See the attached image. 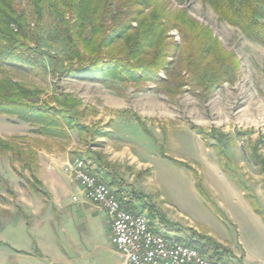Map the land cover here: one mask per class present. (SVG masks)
Wrapping results in <instances>:
<instances>
[{"label": "rangeland", "instance_id": "374dc122", "mask_svg": "<svg viewBox=\"0 0 264 264\" xmlns=\"http://www.w3.org/2000/svg\"><path fill=\"white\" fill-rule=\"evenodd\" d=\"M18 1L27 4V0ZM161 2L172 13L186 8L208 25L237 54L239 73L233 75L229 69V81L202 99L189 90L170 98L152 89L153 85L141 92L124 88L121 95L101 83L55 74L53 61L45 56L40 61L48 68L46 78L11 68L13 77L44 87L48 95L67 92L81 97L87 110L84 121L108 134L84 145L75 131L70 139L46 137L32 132L29 124L0 114V137H27L23 146H33L40 162L37 169H23L11 161L10 152H0V264H126L112 241L106 211L86 198L66 170L88 149L91 154L101 153L118 172L126 200L149 218L156 231L184 243L200 241L207 245V256L218 250L205 238L211 237L225 262L242 264L245 250L256 263L264 261V167L251 156L257 146L264 165L260 151L264 45L220 20L202 0ZM259 19L264 20V7ZM171 33L180 42L178 31ZM40 48L59 57L67 53L64 40L49 23L41 33ZM191 125L216 130L218 138L205 139ZM239 131L247 134L240 136ZM213 145L227 153L231 167L256 199L262 212L256 214L257 220L243 212L241 221L239 217L236 222L229 220L223 209L230 201L217 205L220 198L250 199L222 170ZM211 212L219 220L210 221Z\"/></svg>", "mask_w": 264, "mask_h": 264}, {"label": "trees", "instance_id": "16d2710c", "mask_svg": "<svg viewBox=\"0 0 264 264\" xmlns=\"http://www.w3.org/2000/svg\"><path fill=\"white\" fill-rule=\"evenodd\" d=\"M202 1L211 6L220 20L264 45V20L259 19L264 0ZM48 23L67 46L63 57L40 48L41 33ZM173 30L178 31L180 42L172 35ZM40 56L53 61V71L59 76L101 83L121 95L124 88L141 92L153 85L152 89L170 98L189 90L207 99L229 81V69L233 75L240 70L235 51L228 50L208 25L186 8L175 13L168 11L161 0H27L26 5L18 0H0V114L27 123L32 132L46 137L70 139V132L75 131L84 145L108 133L84 121L87 110L81 97L67 92L48 95L44 87L11 75L10 69L16 68L46 78L48 68ZM60 65L63 70L58 71ZM135 117L145 127L141 118ZM191 126L205 139L218 138L216 130L207 132L201 126ZM24 139L27 137H0V152H10L11 161L20 168L37 169L38 152L33 146H23ZM213 146L222 170L234 178L255 212L261 214L256 199L231 167L227 153ZM251 152L253 161L263 170L257 146ZM78 156L91 171L108 178L129 211L140 213L126 200L124 180L101 153L91 154L88 149V153L82 151ZM205 238L218 249L209 257L222 259L218 242ZM187 244L204 254L208 250L200 241Z\"/></svg>", "mask_w": 264, "mask_h": 264}, {"label": "built area", "instance_id": "2783aa9c", "mask_svg": "<svg viewBox=\"0 0 264 264\" xmlns=\"http://www.w3.org/2000/svg\"><path fill=\"white\" fill-rule=\"evenodd\" d=\"M260 151L264 155V122L260 125ZM83 188L87 199L100 205L109 217L112 241L126 264H229L213 259L196 247L156 231L143 213L129 211L108 181L77 158L66 167Z\"/></svg>", "mask_w": 264, "mask_h": 264}, {"label": "crops", "instance_id": "0c3cea01", "mask_svg": "<svg viewBox=\"0 0 264 264\" xmlns=\"http://www.w3.org/2000/svg\"><path fill=\"white\" fill-rule=\"evenodd\" d=\"M227 200L230 201V204L226 203V204H228V206H227V209L226 210L223 209V213L229 218V220H232V221H235L236 222V221H238L237 219L239 217L240 218V221H241V216L243 215V213L246 214L245 216L247 218H249L251 216V217L255 218V220H257V218H258L257 215L258 214L253 209L252 204L250 202H246V200L243 197L238 196V197H232L231 199L220 198V199L217 200V205L219 207L220 206H223L224 203ZM210 216H211L210 217L211 218L210 221L219 220L217 218V215L216 214L214 215L212 212H211V215ZM262 228L264 229V225H262ZM241 263L242 264H264V261L263 262L256 263L252 258H250L248 256V254H247V252L245 250V255L242 258Z\"/></svg>", "mask_w": 264, "mask_h": 264}]
</instances>
